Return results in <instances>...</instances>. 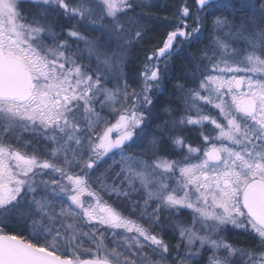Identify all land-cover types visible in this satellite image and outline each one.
I'll list each match as a JSON object with an SVG mask.
<instances>
[{
    "label": "snow or ice",
    "instance_id": "obj_1",
    "mask_svg": "<svg viewBox=\"0 0 264 264\" xmlns=\"http://www.w3.org/2000/svg\"><path fill=\"white\" fill-rule=\"evenodd\" d=\"M0 264H264V0H0Z\"/></svg>",
    "mask_w": 264,
    "mask_h": 264
},
{
    "label": "trees",
    "instance_id": "obj_2",
    "mask_svg": "<svg viewBox=\"0 0 264 264\" xmlns=\"http://www.w3.org/2000/svg\"><path fill=\"white\" fill-rule=\"evenodd\" d=\"M160 2L163 3L164 0H160ZM168 2H171V0H168ZM151 11H153L154 13L159 15L161 18L167 14L166 11H159L158 9H152ZM159 31H162V29H160ZM159 31L157 33H150L149 35L150 36H157V35H159ZM153 43H155L154 39L150 40L147 44H145V47H151Z\"/></svg>",
    "mask_w": 264,
    "mask_h": 264
},
{
    "label": "rangeland",
    "instance_id": "obj_3",
    "mask_svg": "<svg viewBox=\"0 0 264 264\" xmlns=\"http://www.w3.org/2000/svg\"><path fill=\"white\" fill-rule=\"evenodd\" d=\"M109 203H111V201H109ZM109 247H111V245L109 244Z\"/></svg>",
    "mask_w": 264,
    "mask_h": 264
},
{
    "label": "flooded vegetation",
    "instance_id": "obj_4",
    "mask_svg": "<svg viewBox=\"0 0 264 264\" xmlns=\"http://www.w3.org/2000/svg\"><path fill=\"white\" fill-rule=\"evenodd\" d=\"M25 235H26V233H25Z\"/></svg>",
    "mask_w": 264,
    "mask_h": 264
}]
</instances>
